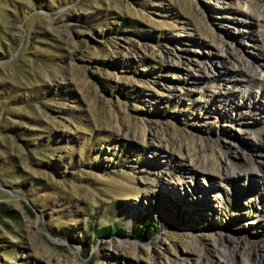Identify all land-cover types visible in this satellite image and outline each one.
<instances>
[{
	"label": "rangeland",
	"instance_id": "obj_1",
	"mask_svg": "<svg viewBox=\"0 0 264 264\" xmlns=\"http://www.w3.org/2000/svg\"><path fill=\"white\" fill-rule=\"evenodd\" d=\"M249 4L264 14V0H0V264H228L218 232L235 264L250 242L264 260V145L246 130L264 106L235 95L264 103ZM221 150L259 172L195 171L203 154L229 168ZM164 208L177 221L162 229Z\"/></svg>",
	"mask_w": 264,
	"mask_h": 264
},
{
	"label": "bare ground",
	"instance_id": "obj_2",
	"mask_svg": "<svg viewBox=\"0 0 264 264\" xmlns=\"http://www.w3.org/2000/svg\"><path fill=\"white\" fill-rule=\"evenodd\" d=\"M253 4H250L248 5L247 8H245L244 10L240 11L241 13L249 16L252 18V20H254V23L255 25H257L259 22L263 21L264 20V14L262 15L261 12H257L255 10H253ZM258 10V9H257ZM262 16V17H261ZM211 44V43H210ZM213 46H216L215 44H211ZM264 65V64H263ZM241 72L244 73L245 75L247 76H250V68L247 67V68H244V69H241ZM259 77V76H258ZM264 78L263 77H259V80H258V88H259V91H258V94L257 95H260V96H263L264 95V82H263ZM250 86V85H248ZM238 92V91H237ZM253 93L250 91V89H246L243 93L242 92H239L237 94H235L236 96H238L239 98L241 99H244L243 103H247L248 105L250 104V106L253 104L254 106L255 105H261V106H264V103L260 100V98L257 99V96H253L252 95ZM245 96H246V100H245ZM254 97L251 101H248L247 102V97ZM240 126L243 127L242 125V119H240ZM256 124V125H255ZM254 124V128H249V126L246 128V130H251L252 133L254 134V138L256 140H258V143L259 144H263L264 145V124L262 123L261 125L255 123ZM251 133V134H252ZM171 138L168 137L166 140H162L159 138V142L162 143L163 147L165 148H168L170 149L171 148ZM156 150V149H155ZM231 154L227 151V150H221V156L220 157V162H219V165L221 164V161H225V160H228L229 161V168H226V167H222L221 166V169H215L213 167L210 166L211 164V159L209 156L203 154V159H202V162L201 164H199V169H195V171H199V172H202L204 173L205 175L207 176H210V175H217L219 178L223 179V180H231L232 178H236V177H239L240 175H243V174H248L249 173H258L259 169L257 167V165L254 164V162L252 161L251 158H247V162L249 165H239L235 159H233L232 157L233 156H230ZM193 156L194 154L191 153L189 150L186 152V158H190L191 162L189 165L192 166V164L194 163V159H193ZM223 163V162H222ZM220 167V166H218ZM188 169V170H187ZM187 169H185L184 172H189L190 170L193 171V168H191L190 166L187 167ZM252 170V171H250ZM167 206L169 203L168 200H164L163 201ZM163 203V204H164ZM160 206H162L161 202H160ZM160 206H157V208ZM166 206V208H167ZM166 208H164V210H162L163 212V218H164V222L162 224V229L165 228V226L168 224V222L170 224H172L175 221H177V218H175L177 216V213H175V211H173V215H171V217H169V215L166 213L167 210H165ZM161 209V208H160ZM224 234L221 233V232H218L217 233V236H216V241L217 243L220 245V250L219 252H221V254L227 259V263L228 264H235V261H234V257L235 255L237 254L238 251H240L238 245L236 244V246H234L233 249H231L230 247L226 246L224 241H223V238H224ZM130 242V241H129ZM124 245L125 242L123 243ZM259 244L258 243H251L250 242V245H248V252L251 253V254H256V257L255 259L252 260L251 264H261V263H264V260H261L260 258V254L259 252L261 251L259 249ZM261 249L263 250L264 249V246L261 245ZM264 256V255H263Z\"/></svg>",
	"mask_w": 264,
	"mask_h": 264
},
{
	"label": "trees",
	"instance_id": "obj_3",
	"mask_svg": "<svg viewBox=\"0 0 264 264\" xmlns=\"http://www.w3.org/2000/svg\"><path fill=\"white\" fill-rule=\"evenodd\" d=\"M1 210V209H0ZM2 212V211H1ZM139 231L138 232H140V233H143L144 231L141 229V227H139ZM110 230V227H103V228H100V230H99V232H98V234H105L107 231H109ZM115 230V229H114ZM141 235V234H140ZM149 235H150V231L148 232V234H147V236H145V237H143V238H147V237H149Z\"/></svg>",
	"mask_w": 264,
	"mask_h": 264
}]
</instances>
